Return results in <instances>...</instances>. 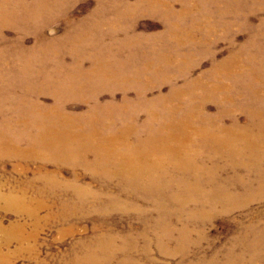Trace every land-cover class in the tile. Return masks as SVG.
Here are the masks:
<instances>
[{
	"label": "rangeland",
	"instance_id": "obj_1",
	"mask_svg": "<svg viewBox=\"0 0 264 264\" xmlns=\"http://www.w3.org/2000/svg\"><path fill=\"white\" fill-rule=\"evenodd\" d=\"M57 83L65 93H56ZM32 101L65 106L75 127L92 111L95 127L135 125L142 133L167 124L180 135L190 124L183 138L191 167L179 175L219 194L171 189L167 162L154 171L169 186L136 194L77 164L0 153V192L16 197L0 199V227L24 234L22 244L5 246L0 230V264H79L97 243L113 247L88 264H264L257 164L241 163L252 158L246 139L226 146L216 139V120L235 122L264 151V0H0L1 137L37 126ZM193 136L202 143L190 148ZM44 170L92 195L81 200L63 184L48 190ZM141 170V181L154 177L144 161ZM115 198L122 206H109Z\"/></svg>",
	"mask_w": 264,
	"mask_h": 264
},
{
	"label": "bare ground",
	"instance_id": "obj_2",
	"mask_svg": "<svg viewBox=\"0 0 264 264\" xmlns=\"http://www.w3.org/2000/svg\"><path fill=\"white\" fill-rule=\"evenodd\" d=\"M111 80L113 79L105 78V80L103 79V82L107 83L106 85H109ZM59 85L61 84H55L56 93L62 94L63 91L65 93L64 86L60 88ZM94 97H96V94ZM31 106L38 109L36 113H39L41 117L34 119L37 126L30 129L27 127L24 130H19L18 132L20 134H12L15 135L14 137H10L6 134L4 137H1L2 133H0L1 155L7 156L8 154L9 156L12 155L16 157L32 155L35 158L42 159L45 162L43 164H46L47 161H54L58 164H77L87 172L100 173L107 179L117 180L124 188V193L133 192L136 194L142 191V186H159L160 189H164L165 186H169L170 182H168L166 174L160 170L157 171L160 174L156 175L154 171V168H161V165L167 162L169 167L174 164V173L171 175L173 181L171 189L175 185L178 186L184 184L188 186L189 193H196L199 189H201L205 193L211 192L210 194H207L209 196L219 194V192L215 193L210 190L203 189V186L200 183H197V180L190 183L179 175L180 172L191 167L189 146L186 143L185 138H183V136L187 133L186 129L188 128V131L191 129L190 124L184 125L185 129H181L182 134L180 135H178L177 129H173L167 124L152 127V129L150 128L148 131L142 133L134 129L135 125L125 126V124H123L118 128L95 127V124L91 125L90 122L94 121L98 117L99 113L92 111L91 115L89 113L82 112L81 114H84L83 118L89 117V119L86 120L87 124L75 127L73 118H71L72 116L70 114L63 113L66 109L62 108H65V106H59L57 104L47 106L35 103L34 101H32ZM149 116L151 118L156 117L154 114ZM216 121L218 124L216 139L222 146H226L230 143L233 144L241 142L243 139H246L245 142H248L246 144V151L250 153L252 158H249L247 161L242 160L241 163L248 170H250L255 163L257 164V167H254L257 176V184L255 188L260 194H264V170H262L264 165L261 163L264 159V151L261 145L259 142L252 143L249 139L252 135L246 133V128L238 129L239 125L237 123L231 122L228 126H225L222 120ZM103 128L111 129L109 131L111 133L106 134ZM201 130L202 132H205V129ZM230 135L235 136L228 140V136ZM133 141H135V143L130 147L129 143H132ZM193 141L198 144L202 143L200 136L190 137V148ZM24 143L27 147L22 150L19 146ZM155 160L158 163H155ZM143 161L148 164L154 175V177L149 179V182L145 180L141 181V168ZM192 169L196 171L195 168ZM40 177L43 186L45 184L48 190L54 191L57 187L59 188V185L63 184L67 187L72 186L75 195L80 196L81 200H83V198H87L85 195H92L91 191L81 185V187L79 185L73 186V183L58 180L47 170H44L40 174ZM159 178H161L160 183L158 180ZM187 196H189L190 201H193L191 194H188ZM15 198L16 197H13L10 194H3L0 192V199H4L8 204L14 202L13 199ZM164 199V197H158V201H155L154 206H158L160 203V210H162L164 208ZM119 200V198H115L114 202H111V205L109 206L113 207L121 205L122 202ZM184 200L187 202L186 199ZM18 202L23 203L22 198L18 200ZM22 205H20L21 209H25V212L28 216L33 218L34 221L37 220L39 217L37 210L35 208H26L25 203ZM160 227H162V229L165 228L163 224ZM23 229L25 228L23 227ZM0 230H2L3 234L1 240L5 246H8L13 239L18 241V243H21L22 236L24 234H19L20 229L17 226L4 229L1 228ZM104 245H111V251L113 244L97 243L93 246L97 247L96 249L90 247L84 250V254L79 259V264H88L89 259L91 260L98 257L99 252L104 249ZM115 247H117L118 250L120 249L118 245Z\"/></svg>",
	"mask_w": 264,
	"mask_h": 264
}]
</instances>
